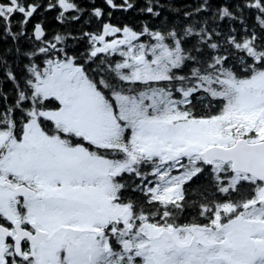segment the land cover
<instances>
[{
    "label": "snow or ice",
    "instance_id": "1",
    "mask_svg": "<svg viewBox=\"0 0 264 264\" xmlns=\"http://www.w3.org/2000/svg\"><path fill=\"white\" fill-rule=\"evenodd\" d=\"M0 264H264V0H0Z\"/></svg>",
    "mask_w": 264,
    "mask_h": 264
},
{
    "label": "trees",
    "instance_id": "2",
    "mask_svg": "<svg viewBox=\"0 0 264 264\" xmlns=\"http://www.w3.org/2000/svg\"><path fill=\"white\" fill-rule=\"evenodd\" d=\"M195 0H176V3L177 4H180V5H184V4H189V3H194ZM53 24H55V22L53 21Z\"/></svg>",
    "mask_w": 264,
    "mask_h": 264
}]
</instances>
